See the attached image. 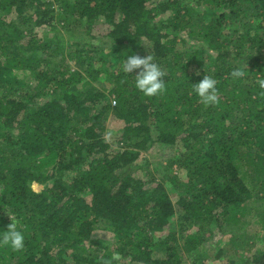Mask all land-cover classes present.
Listing matches in <instances>:
<instances>
[{"label": "trees", "instance_id": "trees-1", "mask_svg": "<svg viewBox=\"0 0 264 264\" xmlns=\"http://www.w3.org/2000/svg\"><path fill=\"white\" fill-rule=\"evenodd\" d=\"M132 54L163 91L122 72ZM260 79L264 0H0V233L25 238L0 264H204L221 241L264 264ZM161 146L180 152L157 179L140 160Z\"/></svg>", "mask_w": 264, "mask_h": 264}, {"label": "clouds", "instance_id": "clouds-1", "mask_svg": "<svg viewBox=\"0 0 264 264\" xmlns=\"http://www.w3.org/2000/svg\"><path fill=\"white\" fill-rule=\"evenodd\" d=\"M121 70L124 74L135 72V87L145 96H153L163 91L165 85L162 79L163 72L160 66L153 62L151 55L140 56L139 54L128 55L121 63ZM234 77H244L245 72L241 68L233 71ZM258 87L264 90V79L258 81ZM193 91L199 97L200 102L205 106H211L219 102L217 81L210 76H203L197 83L193 84ZM6 230L0 233V244L9 245L15 250L24 247V234L17 227V221L11 218Z\"/></svg>", "mask_w": 264, "mask_h": 264}, {"label": "rangeland", "instance_id": "rangeland-1", "mask_svg": "<svg viewBox=\"0 0 264 264\" xmlns=\"http://www.w3.org/2000/svg\"><path fill=\"white\" fill-rule=\"evenodd\" d=\"M37 32L42 35L43 39H56L55 36L58 38L62 37L64 38V34L58 31V33L55 34V31L51 29H38ZM55 34V35H54ZM65 44V42H63ZM106 80V77H105ZM106 126L110 131H115L119 129L122 126V123H119L116 119L113 117H109L106 121ZM180 152V148L178 146L176 147H159V148H153L150 149L148 152L145 153V159L140 160V163H143L145 160L149 164V170L150 172L156 177L157 179H160V175L162 173V166L166 165L168 160H175L178 157V154ZM161 165V166H159ZM172 168L175 171V166H172ZM139 171L138 175L142 176ZM171 188L169 189V192L171 194ZM172 200L174 201L177 196L175 194H171ZM255 232V227L250 226L249 233L252 234ZM102 236H106L105 234H102ZM217 238H215L216 240ZM261 245L260 242H256V244L252 247L256 249ZM221 249L222 253L220 257L215 258V252ZM250 251V250H249ZM247 254V253H246ZM243 255L241 257H236L235 251L233 248L225 242L211 243V249L207 251V254L203 257L204 264H242L243 260L248 255ZM190 260V259H189ZM233 262V263H232Z\"/></svg>", "mask_w": 264, "mask_h": 264}, {"label": "built area", "instance_id": "built-area-1", "mask_svg": "<svg viewBox=\"0 0 264 264\" xmlns=\"http://www.w3.org/2000/svg\"><path fill=\"white\" fill-rule=\"evenodd\" d=\"M112 103H114V101H112Z\"/></svg>", "mask_w": 264, "mask_h": 264}]
</instances>
